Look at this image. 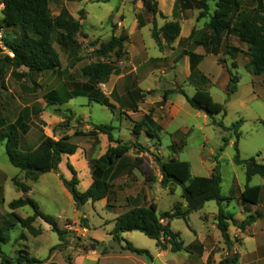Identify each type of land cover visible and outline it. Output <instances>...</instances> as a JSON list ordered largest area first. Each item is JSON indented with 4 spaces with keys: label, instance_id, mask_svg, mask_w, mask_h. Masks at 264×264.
<instances>
[{
    "label": "rangeland",
    "instance_id": "374dc122",
    "mask_svg": "<svg viewBox=\"0 0 264 264\" xmlns=\"http://www.w3.org/2000/svg\"><path fill=\"white\" fill-rule=\"evenodd\" d=\"M157 1L159 3V0ZM239 1L241 3L240 10L252 9L256 6L254 0ZM216 2L217 0L209 1L211 13L216 9ZM49 9L53 18L59 16L62 10L65 9L72 18L80 22L76 48H61L54 34L51 43L59 53L61 66L55 70L36 75H28L25 68L17 69L14 67L13 63L6 59V57H10L9 49L7 47L2 49L0 52V135L14 130L19 132L15 125L19 117H22L23 123L28 128L27 136L20 133V150L22 152L35 150L44 137L59 140L63 134L69 133L72 136V143L83 149L90 146L95 149L98 140V135L92 132L97 125L95 122L100 120L109 124L114 118L112 112L96 103L88 105V100L83 97L76 98L75 102L71 104L68 100L71 94L70 91L78 90L89 83V77L83 74L88 65L103 61L115 64L118 67L122 60L131 57L133 45L138 42L142 41V45L146 48L145 52L149 53L150 56H158V46L156 47L157 44L152 37V32L156 17L159 14L153 16L147 13L141 0H50ZM159 12L161 13L160 8ZM178 13L180 11L177 9L174 19H177ZM139 18L142 23L144 22L143 26L145 24H149V26L148 28L144 27L142 30L139 29L137 35H141V37L135 38L133 40L134 44L130 40L126 43L125 54L121 60L115 54H112L110 58L94 56V50H97L102 43L107 44L113 36L121 37L124 33L129 34L130 31H133L135 29L133 23L136 21L139 23ZM166 23L170 22L166 21ZM188 28L189 24H185L184 32ZM28 32L31 35L33 34L31 30H28ZM3 35L11 43L18 44L23 37V31L20 28L6 29L3 31ZM224 35H226V32ZM200 40H210L207 25L196 32L192 38L193 45L191 46H195L197 41ZM233 44L240 46L241 49L235 67L233 65L234 61L227 54V48ZM246 52H248V46L240 42L238 43L235 40L233 42L232 39L223 42L222 47L215 51L217 55L209 56L207 64L203 66L206 76L210 78L212 83L200 85L193 79L184 85V90L189 96H192L196 89H203L209 92L216 102L224 105L226 114H219L214 117L215 123H223L224 128L213 125L212 120L203 111L193 109L186 103L181 94L174 92L171 94V99L180 110L167 129L169 133L165 134L161 141L160 139L154 142L149 141L150 143L153 142L151 146L148 145L149 137L145 131L133 139L138 145L136 148L140 150L139 152L144 151L145 148L152 149L153 146L160 147L161 154L165 159H168L174 155L172 148L169 146H171L174 139L180 137L174 135V132L181 130V128L184 129V127L191 128L190 135L182 138L185 146L181 149V152H177L175 155L181 160L191 162L193 176L209 177L212 170L218 165L224 197H228L231 190L236 191L238 182L241 184L247 182L245 169L234 165L237 136L233 126L239 121H243L239 129L240 137L238 140L241 158L245 160L256 158L258 163L264 164V76H254L249 72ZM173 57H177V54ZM173 57L166 61L160 58L151 59L143 66L145 69L155 71L153 77L154 87H151L147 92V96L151 100L149 101L150 109H158L163 106V103H158V101L160 97L162 98L164 88L169 92L179 88L173 82V70H175L177 63V60L174 61ZM143 62L140 59L139 64ZM227 65L229 70L226 69ZM163 70L165 75L162 72ZM231 73L238 76L240 82L237 92L229 96L227 83ZM185 76L183 65L179 67V80L181 83ZM49 93H56L64 103L62 105H49L45 100V96ZM127 109L131 110L132 108L122 104L121 111L123 114ZM134 111H138V108H135ZM114 124H116V121ZM128 124L122 129V136L125 139L132 136V131L128 130ZM76 130L81 133L79 136H74ZM182 140L180 144H182ZM27 147L30 148L27 149ZM154 155L161 157L159 152L158 154L153 153V157ZM203 155L206 157L205 161L202 159ZM144 168L146 173L149 174L146 177L147 180L144 186L149 188L153 184L151 179L155 178V174L149 172L147 164ZM257 179L261 180L263 178L257 177ZM137 182L138 180L133 179V177L128 181V183L137 187L134 195L128 200L129 205L127 207L123 206L127 203L125 201L112 203L115 205L114 210L117 213L121 211L120 207L123 211H126L133 207L147 205L146 202L144 204L141 198L144 186L141 187L142 185L137 184ZM21 185L32 187V193H23ZM159 186L160 188H167L162 182ZM168 187H173L170 190L171 193L159 195L161 199L157 201V204H159L158 215L168 211L175 202V205L183 204V200L178 202L180 192L179 190L175 192L176 185ZM79 189L82 190L83 186L80 185ZM25 197L38 202L45 214L61 218L57 221L59 227L67 232L65 236L67 246H60L59 236L42 219H37L34 223V227L40 231L38 235L32 234L18 224L11 213L14 212L27 218L34 214V210L27 206L13 211L10 209L9 204L14 200ZM210 205L214 206L215 202H211ZM236 207V202L233 201L230 210L236 212L233 209ZM102 208V203L99 202L95 206L88 204L78 209L74 200L61 190L58 178L51 176V174H46L40 182L35 184L25 172L11 164L7 154L6 142L0 143V233L10 238L7 244L0 241V249L9 258H35L41 261V264H68V258L71 262H74L75 258L76 264H80V258L75 256L88 254L95 244L92 239L85 236L87 228L90 227L92 230L97 229L98 231L103 230L101 221L105 215L102 214ZM196 219V217L192 218L193 226L198 224ZM173 222L174 227L181 231L186 227V223L182 219H175ZM132 235L131 242H134L135 246L146 250L156 247L155 241L142 232L135 231ZM184 240H188L186 234H184ZM53 248L55 250L52 251ZM99 249L100 247L97 248V250ZM1 262L2 258L0 256V264ZM122 264L132 263L123 261Z\"/></svg>",
    "mask_w": 264,
    "mask_h": 264
},
{
    "label": "trees",
    "instance_id": "16d2710c",
    "mask_svg": "<svg viewBox=\"0 0 264 264\" xmlns=\"http://www.w3.org/2000/svg\"><path fill=\"white\" fill-rule=\"evenodd\" d=\"M147 13L156 16L163 14L159 12V3L157 0H141ZM210 0H177L176 9L199 11L198 20L208 19L207 27L210 32V40L197 41V44L207 48L220 49L223 45V35L237 37L242 43L248 46L247 69L254 76H264V0H254L256 6L252 9H241L239 0H217L216 9L210 12ZM5 9L3 17L0 19V29L20 28L23 31V37L18 44L11 43L7 37L3 38L4 47L9 49L13 56L6 59L13 63L17 69L25 68L28 75H36L39 73L52 71L61 66L59 53L53 48L51 39L56 35V41L63 49H75L77 45V36L80 30V22L70 16L67 10H62L56 18L51 17L49 4L50 0H4ZM166 18V17H164ZM139 20L140 27L143 23ZM32 31V35L28 32ZM181 25L178 21L167 23L161 29H158L156 23L152 32L153 38L161 45V41L165 40L167 44H173L180 36ZM196 31H193L189 40L193 38ZM129 40V35L124 33L121 37L113 36L107 44L102 43L97 50H94V56L101 58H110L112 54L121 60L125 54V45ZM0 47V52L2 51ZM241 52L240 49L229 47V50ZM192 61V69L196 68L197 62L201 60V56L190 54ZM235 58V57H234ZM117 72L115 64L103 61L93 62L88 65L83 74L89 77V83L82 88L72 92L68 100L78 97H88L91 102L99 103L110 110H114V106L109 103L105 96L100 92L98 86L106 82L111 75ZM231 79L227 87L229 96L238 90L239 77L230 74ZM189 104L198 111L205 112L212 120L213 125L224 128L223 123H215L214 117L219 114H226L223 104L214 100L210 93L206 91H198L193 97H188L182 92ZM45 100L49 105H62L64 101L56 94L49 93L45 96ZM243 121H239L233 126L237 136L235 144L236 155L234 163L243 166L246 169L247 180L250 181L253 176L259 175L264 177V164L257 162L256 158L248 160L242 159L238 140L240 137L239 129ZM18 131H11L0 135V143L6 142L7 154L11 164L25 172L28 178L37 182L41 175L55 172L60 174L59 166L63 157L72 156L76 153L78 146L71 142L72 136L63 134L59 140L51 137H44L40 145L33 151L22 152L20 150V133L25 134L28 130L27 125L23 123L20 117L15 125ZM114 128L111 125H96L93 134H105L109 137L111 143L116 146L110 147L105 155L99 159L90 161V168L93 183L89 189L81 192L78 188L80 181L78 173L72 165H68V169L72 174V179L67 180L62 174L60 179L71 194L74 203L78 209L83 208L89 202H98L107 198L111 191V184L108 181V175L115 161L125 156L132 147V143L115 139L113 135ZM162 128L146 115L142 122L134 125L133 133L137 138L141 132L145 131L150 138H156L157 133ZM81 133L75 131L74 136ZM134 143V147H137ZM178 147L177 145L172 148ZM154 160L161 169L162 183L168 187L176 185L181 187V198L186 202L187 207L183 208L182 204L175 205L172 213L165 212L158 215V206L154 203L149 206L135 207L120 215L116 219V225L111 235L115 241H121L122 234L127 232L139 231L148 238L157 241L160 248H166L163 240H169L172 251L180 252L183 245L178 241L179 235L171 230L170 223L175 219H183L188 221L189 217L204 208V206L215 201L219 206L217 216L218 228L222 232L226 244L231 247V239L229 235L230 222L241 230H245L256 219L250 216L244 222L237 221L233 215L227 214L223 203L227 200L222 195V178L217 165L213 173L209 177L191 175V164L188 161H180L174 158L164 161L160 156L154 155ZM138 165L142 164L141 159H137ZM23 192H29L31 187L28 185L20 186ZM262 193L261 186L246 187L241 194V200L245 204L256 205L260 201ZM30 206L34 210V214L24 218L17 213H11L15 220L23 228L32 234L38 235L40 231L34 227L37 219H42L48 224L52 231L55 232L61 241L60 246H67L65 239L67 232L61 229L58 221L54 216L42 212L40 205L32 198H20L9 204L11 210L15 211L19 208ZM166 221L164 224L162 221ZM10 226V225H9ZM1 232V231H0ZM9 236L0 233V241L4 244L9 242ZM95 243L91 249L97 250L102 244L93 240ZM127 250L137 255H147L149 252L135 248L131 244L125 247ZM55 248L52 249V251ZM91 250V251H92ZM104 252V251H103ZM2 258L1 264H41L42 262L35 258L21 257L20 259L9 258L0 249ZM24 260V261H23ZM238 257L229 258L222 261V264H237ZM54 264V263H51ZM68 264H73L68 258Z\"/></svg>",
    "mask_w": 264,
    "mask_h": 264
},
{
    "label": "crops",
    "instance_id": "0c3cea01",
    "mask_svg": "<svg viewBox=\"0 0 264 264\" xmlns=\"http://www.w3.org/2000/svg\"><path fill=\"white\" fill-rule=\"evenodd\" d=\"M176 5H177V0H159L160 11L164 15V17H168V18L166 19L159 14L156 17L155 23H157L156 25L158 29H161L167 24L166 21L167 22L178 21L181 25V33L179 38L173 44H167L165 40H163L160 46L155 41L157 44L156 47L158 46L159 53L158 56L156 55L155 57H152L149 55V53L145 52L146 48L144 45H142V41L136 44L133 43V40L135 38L141 37V35H137L139 34L138 33L140 31L139 29L142 30L144 29V27L148 28L149 26V24L148 25L145 24L143 27L140 28L139 23L136 21L137 23L136 22L133 23V27L135 29L133 31H130L128 34L129 40L134 44L131 57H128L124 61L122 60L119 63L118 67L116 66L117 72L111 75L106 82L101 83L98 86L100 92L105 96V98L109 101V103L114 106V110H110L108 108L112 112L114 118L111 120L109 124L103 123L100 120H97V122L94 121L95 124L111 125L114 128L113 135L115 139H120L122 141L132 143V147L125 156L115 161L114 166L109 172L107 178L111 184V191L109 196L101 201L95 203L89 202L86 204V205L92 204L93 206H95V204L101 202L103 206L102 214H104L105 216L102 217V221H101V227H103L102 231L99 230L100 231L99 232L97 229L92 230L89 227L87 228V233L85 235L88 238L101 243L102 245L100 246V249L95 251H89L88 254H84L83 256H75L80 258V264L87 262L93 264H122L123 261L124 262L129 261L132 264H222L223 260L234 258L235 256L238 257L237 264H264V177L259 175L253 176L252 179L250 181L247 180L245 184H241L238 182L236 191L231 190L230 195L228 197L223 196L225 199H227L223 203L225 212L227 214L233 215L237 221L244 222L250 216H254L256 218L251 225L246 227L245 230L239 229L230 222L229 235L231 239V247H229L226 244L223 234L218 228L217 216L219 213V206L215 201H212L215 202L214 206H211L210 205L211 202H209L204 206L202 210L193 213L189 217L188 221L184 220L186 223V227L182 231L176 229L173 225L174 222L171 221L170 223L171 230L179 235L178 241L181 242L183 245V249L180 252L172 251V246L169 240H163V243L166 245V248L164 249L160 248L157 244V241L154 240L156 243V247L154 249L146 250V249H141L138 246H135L133 244L134 242H131L132 239L131 237L133 236L132 234H134V232H127L122 234L121 241H115L113 236L111 235L116 225V219L120 215L130 210L128 209L126 211H123L122 207H120L121 211H118L117 213L114 210L115 205H113L112 203L116 204L118 201L119 202L125 201L127 203L123 206L127 207L129 205L128 200L136 192L135 189L137 186L131 185L130 183H128V181L131 177H133V179L136 178L138 180L137 184L142 185L141 187H143L147 180L146 177L149 176V174L146 173V169L144 168L145 164L148 165L149 172L155 174L154 175L155 178L151 179L153 180L152 186L149 188L144 186L143 191L141 193L142 194L141 198L144 204L145 202L147 203V205L145 206H149L150 204L154 203L158 206V211H159V204H157V201L161 199L159 195H165L171 193L170 190L173 187L160 188L159 186V184L162 182L163 177L161 174L160 167L154 160L153 153L158 154L159 152L161 158L164 161H168L172 158L180 161H186L179 159V157H176L175 154L177 152H181V149L185 146V142L182 140V138L183 136L187 137L190 135V133L192 132L191 128L184 127V129L181 128V130H176L174 132V135L176 136L179 135L180 137L174 139L173 143L169 147L172 148V146L174 145H177L178 147L172 148L174 155L168 159H165V157H163V155L160 152V147L158 148L153 146L152 149L145 148L144 151L141 152H139L140 150L138 148L134 147L135 142L133 141V139L135 138V135L133 133V128L135 123L142 122L144 117L146 115H149L152 118V120L156 123V125L162 128V131L158 132L156 130H153L152 133H157V137L150 138L148 136L149 137L148 145L149 146L153 145L152 143L154 141H159V139L161 141L162 137L165 134L169 133L167 129L170 127V124L172 123V121L174 120V118L176 117L177 113L180 110L179 107L176 106L173 100L171 99V94L174 92H178L185 98L186 103L189 104L186 96L182 92H184L188 97H193L198 91H206V90L196 89L194 94L192 96H189L184 90V85H186L190 80L193 79L196 80V82L200 85H208L212 83L210 78L206 76V73L203 70L204 68L203 66L207 64V58L209 56L217 55L215 51H218V49L207 48L199 44L198 45L196 44L197 46L196 45L191 46L193 45V42L192 39L189 40L193 31L199 32L200 29H202L207 25L209 20L208 19L198 20L199 11L197 9H191L185 11L179 9L180 13H178L179 15L177 19H174V15L176 14V10H177ZM192 14L194 15L192 16ZM185 24H189V28L186 32H184ZM223 39L224 42L228 40L231 41L232 39L233 42L235 40L238 43L239 42L242 43L237 37L232 35H227V33L226 35H223ZM229 47L240 49V46L234 44L230 45ZM228 48H227V54L234 61L233 65L235 67L237 62L236 59L238 58L240 52L237 53L232 49L228 51ZM180 50L181 52L179 53ZM176 54L177 57H173ZM190 54H194L202 57L201 60L197 62L196 68L194 70L192 69V61L190 58ZM171 56L174 58L173 59L174 61L177 60L176 68L175 70H173L174 71L173 82L179 88H176V90L172 92L166 91V89L164 88L162 98L160 97L158 101V103H163V106H161L158 109H153V108L150 109L149 101L151 100L149 99V96H147L148 95L147 92L151 89V87H154L155 83L153 82V77L155 71H152L151 69H145L143 66L148 61L150 62L151 59L160 58L166 61L169 60V58H172ZM140 59L142 62L144 61L141 64H139ZM183 65L185 68L186 76L183 79V82L181 83L179 80V67ZM219 65L221 64L219 63ZM226 69L229 70L228 65ZM162 72L165 75V71L163 70ZM230 79H231V75L228 78L227 87ZM102 87L104 88L102 89ZM75 91H76L75 89L71 90L70 93ZM83 98H86L88 100L89 102L88 105H90V103H96V102H91L88 97H83ZM75 99L76 98H73L69 100V102L73 104L75 102ZM96 104L101 105L99 103ZM122 104H126L127 107L132 109L131 110L127 109V111L124 112L123 114L121 111ZM135 108H138V111H134ZM115 121L116 124H114ZM127 123H129L128 130L130 132L132 131L131 134L132 136L129 139H125L122 136V131H123L122 129L124 126H127ZM27 134H28V130L24 135L27 136ZM69 135H71V133H69ZM151 140L153 141L152 143L149 142ZM181 140H182V144H180ZM114 146L116 145L110 142L109 137L107 135L98 134L97 146L95 149L93 146H90L89 148L87 147L86 149H83L80 146H78V149L74 155L72 156L66 155L63 157L62 163L59 166V172L67 180H71L72 174L68 169V165L69 164L72 165L78 173V178L80 181L78 188L80 187V185H82L83 189L82 190L79 189V190L81 192H84L87 189H89L93 183L90 161L99 159L100 157L106 154V152L110 147H114ZM20 147H21V139H20ZM29 148L30 147H27V149ZM25 152H28V150ZM137 159L142 160V164H140L139 167H138ZM202 159L203 161H205L206 157L203 155ZM189 163L191 164V162ZM234 165L245 169V167L238 166L235 163ZM46 174H51V176H55L56 178H58L59 186L61 190L69 198H72L68 189L61 181L60 175L58 173L50 172ZM46 174L41 175L39 180L34 183L36 184L40 182L43 176H45ZM191 175H192V164H191ZM257 177H262L263 179L259 180L257 179ZM247 186L262 187V193L258 204L256 205L245 204L241 200V194L246 189ZM175 188H176L175 192L178 190L180 192L179 201H178L180 202L183 200L181 198L182 189L179 186H176ZM28 193L29 194L32 193V187L31 190L27 192V194ZM25 198H29V197H25ZM233 201H235L237 205L236 208H233L236 210V212H232L230 210ZM182 202H183L182 204L183 208H186L187 207L186 202L185 201ZM175 204L176 202L170 206V209L168 211L165 212L172 213V208L174 207ZM139 207H144V206H139ZM194 217L197 218L196 219L198 223L197 226H193L192 224V218ZM56 219L58 220L61 218H56ZM162 222L164 224H167V222L164 220ZM184 234H186L188 240H184ZM128 243L133 245L137 249L148 251L149 256L137 255L127 250L125 247ZM72 263L76 264L75 258H74V262Z\"/></svg>",
    "mask_w": 264,
    "mask_h": 264
},
{
    "label": "built area",
    "instance_id": "2783aa9c",
    "mask_svg": "<svg viewBox=\"0 0 264 264\" xmlns=\"http://www.w3.org/2000/svg\"><path fill=\"white\" fill-rule=\"evenodd\" d=\"M5 9V3H4V0H0V19H2L3 17V11ZM3 31L4 29H0V47H2L3 49L5 48L4 47V42H3V38H4V35H3ZM10 56H13L12 53H9ZM104 87H102L103 89Z\"/></svg>",
    "mask_w": 264,
    "mask_h": 264
}]
</instances>
